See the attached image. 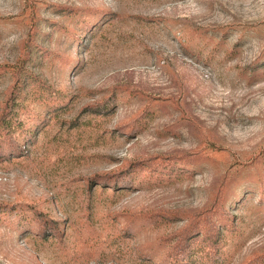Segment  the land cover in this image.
<instances>
[{
	"label": "rangeland",
	"instance_id": "obj_1",
	"mask_svg": "<svg viewBox=\"0 0 264 264\" xmlns=\"http://www.w3.org/2000/svg\"><path fill=\"white\" fill-rule=\"evenodd\" d=\"M0 264H264V0H0Z\"/></svg>",
	"mask_w": 264,
	"mask_h": 264
}]
</instances>
